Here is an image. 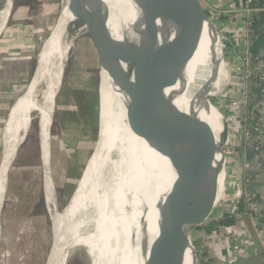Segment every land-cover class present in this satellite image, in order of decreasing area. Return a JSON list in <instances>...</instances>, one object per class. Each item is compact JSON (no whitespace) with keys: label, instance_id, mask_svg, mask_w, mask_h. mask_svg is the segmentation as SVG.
Instances as JSON below:
<instances>
[{"label":"bare ground","instance_id":"6f19581e","mask_svg":"<svg viewBox=\"0 0 264 264\" xmlns=\"http://www.w3.org/2000/svg\"><path fill=\"white\" fill-rule=\"evenodd\" d=\"M68 1L49 37L42 44L35 77L31 79L25 94L14 105L6 125L9 146L0 165V207L10 169L19 147L29 133L34 113L40 117L43 165L49 167L52 117L56 95L61 88L59 80L57 87L54 86L56 78L50 72V65L59 57L61 76L66 54H63V46L67 51L70 48L64 44V40L71 25L77 22L68 9ZM101 2L104 4L105 13L109 14L108 28L113 38L125 43L122 22L116 11L117 6L124 3L122 0ZM11 7V0H7L5 9L0 13V32L4 31ZM126 12V18H123L124 27L136 45L146 37L143 14L151 18L155 30L154 41L150 47L127 55L128 64L130 60L134 61L133 71L129 75L140 94L148 126L154 129L162 115L174 105L182 113L198 116L209 124L219 143L225 136L224 117L215 107L208 104L206 98L200 96L203 95V87L207 84L210 93L208 98L219 96L228 71L224 55V37L213 27L203 3L198 0L194 10V26L197 27L198 24L200 33L198 49L186 70L182 74H175L171 83L162 90L158 89L153 77L146 80L143 89L142 76L144 73L149 75L150 70L161 63L164 57L163 47L171 45V41L179 33V28L173 23L170 10L163 2L151 3L141 9L134 0H127ZM100 77L103 110L101 112L100 109L97 148L73 197L62 211H58L53 187L49 178H46V202L52 207L51 210H54L51 219L56 238L47 264H67L69 252L78 247L86 248L92 264H98L97 248L99 242L104 244V234H101V218L104 213L108 217L114 215L119 224L122 222L118 226L120 233L116 234L113 241L115 250L113 263L110 264H146L154 240L160 232L156 225L160 217L156 204L160 202L162 205L167 197L170 198L172 189L180 191L182 197L190 204V215L197 212L201 201L208 195L218 193L217 201L221 197L222 176L219 178L218 188L216 184L219 151L214 159L206 154L202 141L191 151L187 150L183 142L176 141L175 145L178 146L180 154L179 161L173 165L169 158L158 151L153 141L138 135L130 128L126 115L131 102L128 95L114 83L107 72L101 70ZM44 80L47 81L48 94L46 104L40 105L37 102V93ZM129 194L131 197L127 200ZM101 200L107 202L105 211L102 209ZM142 206L148 212L147 228L139 223V211ZM184 264H195L190 243L186 248Z\"/></svg>","mask_w":264,"mask_h":264},{"label":"rangeland","instance_id":"374dc122","mask_svg":"<svg viewBox=\"0 0 264 264\" xmlns=\"http://www.w3.org/2000/svg\"><path fill=\"white\" fill-rule=\"evenodd\" d=\"M200 1L213 27L224 37L228 76L219 96L210 100L229 126L230 140L224 145L223 151L229 165L232 166L235 150L241 149L233 144V131L237 128L240 130V104L244 97L242 87L238 89V94H230L231 83L241 72L239 67L242 59V55L234 53L230 45H251L252 35L249 32L251 19L253 15H257L256 11L264 9V2ZM6 3L7 0H0V13L5 9ZM122 3L124 4L118 5L116 11L122 22L124 40L125 43H134L127 35L123 21L127 13V0H122ZM65 5L66 0H14L13 14L6 29L0 34V165L9 146L6 125L11 110L25 94L34 76L42 44L49 37ZM235 26H239L238 31ZM261 30H264V26ZM236 36L240 38L241 43H238ZM64 44L70 48L67 51L63 46V54L64 52L66 54L61 76L60 58L56 57L50 65V72L56 78L54 86L57 87L59 80L61 88L56 95L52 117L49 167L43 165L40 117L34 113L29 133L18 149L7 185L4 186L5 193L1 197L0 264H47L54 245L55 228L53 229L51 219L54 210L52 211V207L50 208L46 202V178H49L53 187L58 211H62L73 197L97 148L100 111L93 97L99 82V58L80 23L70 27ZM133 66L134 61L130 60L129 74L133 71ZM47 88V81H42L37 93V102L40 105L46 104ZM87 99L90 103L89 108L82 109L81 104ZM242 149L244 150L243 146ZM232 198L227 191L226 204H232ZM232 214L233 212L222 210V213L217 215H220L219 217L201 226L188 228L201 264H208L207 257L212 252L214 263L225 256L224 264H241L240 262L250 254L252 244H249L248 254L241 257L242 253H236L238 257L235 256L234 259L223 252L225 248L222 243L226 235L212 229L203 232L205 227L213 226L217 221L236 218ZM125 248L130 250L128 246ZM88 254L86 248H74L69 252L67 264H92ZM223 261H217L216 264H223Z\"/></svg>","mask_w":264,"mask_h":264},{"label":"water","instance_id":"95a60500","mask_svg":"<svg viewBox=\"0 0 264 264\" xmlns=\"http://www.w3.org/2000/svg\"><path fill=\"white\" fill-rule=\"evenodd\" d=\"M197 1L198 0H134L136 5L141 9L151 3H165L170 10L173 23L179 28V33L176 38L171 41V45H165L163 47L164 57L161 63L153 67L149 75L146 73L143 74L141 80L143 89L146 80L153 77L157 83L158 89L162 90L171 83L175 74H182L186 70L200 43L198 24L197 27L194 26V10ZM11 5V11L6 25L3 28L4 30L13 14L14 0H11ZM68 9L76 18V23H80L82 30L87 33L99 58V82L97 91L93 97L94 102L99 105V111L100 109L101 112L103 110L100 89V70H103L108 73L114 83L122 88L130 98L131 102L126 110L130 128L138 135L153 141L157 145L158 151L169 158L173 165L177 164L179 161L178 155L180 154L178 146L175 145L176 141L183 142L187 150L190 151L202 141L206 154L214 159L216 158L217 151H219V170L216 177L217 188L219 178L221 176L223 177V188L219 201H217L218 193L216 195L214 193L210 194L201 201L197 212L194 215H190V204L182 197L180 191L172 189L170 198L167 197L162 205L160 202L156 204V209L160 215L158 222L156 221V225L160 229V232L158 237L154 240L150 257L146 263L184 264L186 248L188 243H190L194 251L195 264H201L193 241L187 230L190 227L201 226L207 221L215 219L226 205L229 184V165L223 147L226 142L228 143V140H230L228 124L225 123V136L218 143L209 124L202 121L198 116L182 113L172 105L171 108L162 115L161 120L157 123L155 128H150L140 100V94L130 79L127 55L152 45L155 30L151 18L143 14L146 22V37L143 42L136 45L132 42L121 43L113 38L108 28L109 14L105 13V7L101 0H69ZM1 33L2 30L0 34ZM38 62L37 60V67L34 74H36L38 70ZM208 94L210 93L207 84V86L204 85L203 95L200 97L203 96V98H206L209 105L215 107L210 100V98L213 97L208 98ZM109 114H111V109ZM99 176L100 175H98V177ZM94 185H96V182ZM130 197L131 195L129 194V197H126V199L129 200ZM101 202L102 209L105 211L107 202L102 200ZM128 208H130V206H128ZM139 212L141 213L139 223L147 228V209L142 206ZM113 216L110 215V217H108V215L104 213L101 218V234H104L102 238L104 244L99 242L100 244L97 248V252L99 253L97 257L98 264L113 263V253L115 250L113 241L116 238V234L120 233L118 226L122 223L120 222L119 224V221ZM119 220L122 221V218ZM252 241L254 242L252 248H255L253 253L258 256L256 260L259 264H264V251L256 239L253 238ZM51 253L52 250L49 255H51Z\"/></svg>","mask_w":264,"mask_h":264},{"label":"crops","instance_id":"0c3cea01","mask_svg":"<svg viewBox=\"0 0 264 264\" xmlns=\"http://www.w3.org/2000/svg\"><path fill=\"white\" fill-rule=\"evenodd\" d=\"M255 14L257 15L252 16L253 19H251L252 21L249 27V32L252 35V41H249L251 45L230 46H232V51H234V53H237L238 55H242L246 50L251 51L254 60V63L252 65L254 71L256 73H261L262 75H264V30H261L262 26H264V9L256 11ZM235 28L236 31H238L239 26H235ZM236 40L238 41V43H241L240 38L237 36ZM242 74L243 73L241 72L238 73V78H235L233 80V83H231L232 85L230 94L239 93L238 89L241 88L243 84ZM249 94L250 97L253 99V102L256 103L258 102V100L260 101L263 98L262 87L256 78H253L250 81ZM240 112L241 115L242 108ZM259 117L260 124L262 127L261 149L259 151L246 152L245 150H243L241 145L242 131L238 128L233 131V144H235V146L237 147H240L241 149L235 150L236 153H234V157L232 158L234 164L232 163L231 168L229 167L230 174L228 191L229 194L233 197V203H227L226 209L224 208V210L226 212H233L236 215L238 213H247L251 209H257L259 211L264 210V101L261 107L259 108ZM243 163L244 166H248L246 170L247 172L245 171V169H243ZM246 174L251 175L250 181L244 180ZM222 210L220 211V213L222 212ZM235 214L232 215L235 216ZM213 224L216 226L213 225L205 227L203 229V232H206V230L209 232L210 229H212L213 231L219 230L222 235L227 236L226 238H224L222 243L223 247L225 248L223 250L224 254L231 255V257H234L235 259V256H237L236 253H242L243 255L240 254V256L244 257L247 252V250L245 249V244L247 242L246 236L248 234V228L250 225L249 217H246V221H244V223L238 222L235 218H230L228 220L223 219L222 221H217ZM228 235L231 236L229 237ZM254 250L255 248H251L250 254H248L247 256L249 259H245L243 262L240 263L259 264V262L256 260L258 256L253 253ZM212 255L213 252L207 257V259H209L207 260L208 264H216L217 261H223L225 257L224 256L221 260H216V262L214 263V258L212 257ZM224 262L225 260L222 263L224 264Z\"/></svg>","mask_w":264,"mask_h":264},{"label":"built area","instance_id":"2783aa9c","mask_svg":"<svg viewBox=\"0 0 264 264\" xmlns=\"http://www.w3.org/2000/svg\"><path fill=\"white\" fill-rule=\"evenodd\" d=\"M250 52L251 51L246 50L242 54L241 64L239 67V70L241 71V73H243V84L241 91L242 97H244L242 103L240 104L242 108V114L240 117V130L242 131L241 145L246 152H257L261 149L262 139V127L259 119V108L264 101V75H262L261 73H256L254 71L252 66L254 60L252 52ZM253 78H256L262 87L263 98L260 101L258 100L257 103L253 102V99L249 94L250 81ZM229 167L231 166L229 165ZM247 168L248 166H244L243 163V169H245L246 171ZM244 180L250 181L251 175L246 174ZM235 217V219L240 223H244V221H246V217H249L250 220L251 226L249 225L248 234L246 236L248 241L245 244V249L247 250L246 254H248L249 244L254 245V242L252 241L253 238L257 240L260 247L264 251V210L259 211L257 209H251L247 213H238L237 215L235 214ZM228 236L230 237L231 235Z\"/></svg>","mask_w":264,"mask_h":264},{"label":"trees","instance_id":"16d2710c","mask_svg":"<svg viewBox=\"0 0 264 264\" xmlns=\"http://www.w3.org/2000/svg\"><path fill=\"white\" fill-rule=\"evenodd\" d=\"M84 102V103H83ZM81 106H82V109H88L89 108V100L87 99L86 101H83Z\"/></svg>","mask_w":264,"mask_h":264},{"label":"flooded vegetation","instance_id":"af4514ba","mask_svg":"<svg viewBox=\"0 0 264 264\" xmlns=\"http://www.w3.org/2000/svg\"><path fill=\"white\" fill-rule=\"evenodd\" d=\"M249 259L248 257L246 258V260Z\"/></svg>","mask_w":264,"mask_h":264}]
</instances>
